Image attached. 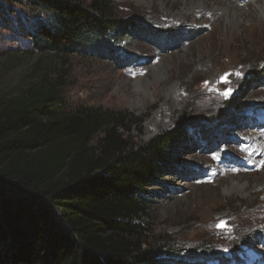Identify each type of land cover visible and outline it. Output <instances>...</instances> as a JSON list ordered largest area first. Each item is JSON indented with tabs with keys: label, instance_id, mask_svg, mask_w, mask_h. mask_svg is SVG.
I'll return each mask as SVG.
<instances>
[{
	"label": "rangeland",
	"instance_id": "rangeland-1",
	"mask_svg": "<svg viewBox=\"0 0 264 264\" xmlns=\"http://www.w3.org/2000/svg\"><path fill=\"white\" fill-rule=\"evenodd\" d=\"M159 1L114 0L122 20L152 29L117 37L116 55L80 48L55 57L27 37L48 16L29 1L0 0L2 84L11 92L45 71L62 74L67 107L129 115L136 144L183 125L189 138L175 172L152 189V234L199 252L186 264H264V21L253 8L261 0H223L229 9L215 19L218 2L185 15L200 0Z\"/></svg>",
	"mask_w": 264,
	"mask_h": 264
},
{
	"label": "trees",
	"instance_id": "trees-1",
	"mask_svg": "<svg viewBox=\"0 0 264 264\" xmlns=\"http://www.w3.org/2000/svg\"><path fill=\"white\" fill-rule=\"evenodd\" d=\"M5 1H29L48 16L27 35L39 54L116 55L117 37L152 30L122 20L114 0ZM3 80L0 264H186L200 255L175 250L146 222L152 189L175 172L189 138L183 125L136 144L129 115L67 107L62 74L45 71L11 92Z\"/></svg>",
	"mask_w": 264,
	"mask_h": 264
},
{
	"label": "bare ground",
	"instance_id": "bare-ground-1",
	"mask_svg": "<svg viewBox=\"0 0 264 264\" xmlns=\"http://www.w3.org/2000/svg\"><path fill=\"white\" fill-rule=\"evenodd\" d=\"M134 1L137 2V3H142V4H146L147 5V4H151L153 0H134ZM165 1L170 2L172 0H165ZM173 1H177V0H173ZM184 1H187V0H182V2H184ZM204 1H206V2L212 1V2L220 3V5L216 6V8H214L213 11H212L215 14L214 19H215L216 15H219L220 13L221 14L226 13L227 10L229 9V6H230V4L228 6L226 3H223L224 2L223 0H200L199 2H197L195 7L191 8V9L183 10L184 14L187 15L190 11H192V13H196V14L199 13V11H203L204 6L206 8V5L204 4ZM159 3L163 6V8L167 5L166 3H164V0H160ZM225 4H226V6H225ZM253 8H254V11H255L256 15L261 20L264 21V0H261L260 3H257V4L255 3ZM241 18L242 17L239 15V17L234 19V20H236L238 22V20L240 21ZM160 66L161 65L159 64V65L153 67L154 68L153 70H154L155 73H160ZM138 82H139V79H138ZM172 106H174V104H172L171 107ZM155 127H156V125L154 124V122H152L149 125V130L147 132V137H149V136H151L153 134Z\"/></svg>",
	"mask_w": 264,
	"mask_h": 264
},
{
	"label": "snow or ice",
	"instance_id": "snow-or-ice-1",
	"mask_svg": "<svg viewBox=\"0 0 264 264\" xmlns=\"http://www.w3.org/2000/svg\"><path fill=\"white\" fill-rule=\"evenodd\" d=\"M231 93V90H229L227 93H225V95H229ZM218 227H220L221 229H223L225 227L224 223L221 222L220 225H218Z\"/></svg>",
	"mask_w": 264,
	"mask_h": 264
}]
</instances>
